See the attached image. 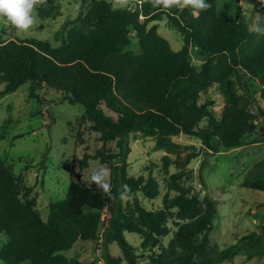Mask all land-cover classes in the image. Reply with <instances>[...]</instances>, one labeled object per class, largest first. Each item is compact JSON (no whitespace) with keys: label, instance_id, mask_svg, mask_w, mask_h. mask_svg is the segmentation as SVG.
I'll list each match as a JSON object with an SVG mask.
<instances>
[{"label":"trees","instance_id":"trees-1","mask_svg":"<svg viewBox=\"0 0 264 264\" xmlns=\"http://www.w3.org/2000/svg\"><path fill=\"white\" fill-rule=\"evenodd\" d=\"M217 1L186 0L181 12L175 8L179 18L170 14L183 36L180 50L172 48L158 24L150 26L165 13L167 0H141L134 10L115 8L109 0H88L87 12L56 33L58 45L35 37H0L1 94L31 82L32 96L47 87L82 103V121L91 123L102 147L95 153L85 152L80 170H89L96 181L104 179V184L97 186L74 174L67 197L52 202L45 219L32 196L33 188L15 173L0 150V234L7 236L0 259L5 264H87L68 257L65 251L79 239L101 237L106 262L139 264L137 247L125 233L140 234L141 247L151 249L162 245V238L173 231L172 219L177 227L175 235L161 252L149 255L153 264H222L241 254L264 259V225L261 231L249 232L225 248L210 246L217 200L211 193L201 197L182 181L192 159L203 152L208 156L212 150L218 151L217 144L228 148L245 145L257 118L264 117V0L253 7L259 12L254 29L244 17L221 15ZM35 5L42 18L61 14L58 0H14V24L24 23L29 6ZM132 30L136 31L138 49L127 48ZM193 48L200 63L191 58ZM248 78L262 88L263 104L258 113L250 107L256 99ZM213 84L224 98L220 115L214 110V100L200 102L202 92ZM137 132L153 137L156 150L167 151L163 157L167 170L173 162L179 168L170 175L163 206L157 209L147 208L140 192L155 199L160 194L158 179L152 173L129 174V137ZM83 134L80 130V143L85 141ZM180 134L201 139L204 151L173 160L169 154L182 149L174 139ZM113 141L118 152L108 146ZM91 159L108 163L109 174L91 171ZM206 167L205 158L199 169L204 187ZM243 186L264 191V159L254 164ZM172 191L177 193L172 195ZM105 209L109 216L103 218ZM113 242L121 246V256L109 252L108 245Z\"/></svg>","mask_w":264,"mask_h":264},{"label":"rangeland","instance_id":"rangeland-1","mask_svg":"<svg viewBox=\"0 0 264 264\" xmlns=\"http://www.w3.org/2000/svg\"><path fill=\"white\" fill-rule=\"evenodd\" d=\"M115 8L128 7L134 10L141 0H109ZM260 0H218L217 11L227 17H244L252 29L259 23V12L253 11L254 5ZM61 4V14L56 17L42 18L35 6H29L28 19L16 26L11 19L14 0H0V37L3 40L27 38L48 39L58 45L60 41L55 38L57 32L62 30L71 20L88 10V0H58ZM186 0H167L163 7L164 12L160 20L150 23L158 24L159 32L166 37L174 50H180L184 45L182 33L175 27L170 19L172 13L179 18L175 8H184ZM129 49H138L136 31H131ZM193 62L200 63L201 59L195 48L191 50ZM251 84V95L256 102L250 107L259 112L263 104L261 98L262 88L255 86L256 82L248 78ZM4 84L0 85V150L4 160L13 164L14 171L23 181L33 188L32 196L37 199V208L43 218L49 215V206L52 202L67 197L71 178L74 174L92 185L104 184V179L94 180L91 172L80 170V163L85 152L95 153L102 143L98 142L99 134L91 127L89 122H83L81 115L85 107L80 102L72 101L62 92L57 93L53 88L39 89L38 95L32 96L31 82L22 84L16 91L1 94ZM214 100V110L220 115L224 107V98L216 84L211 85L202 92L200 102ZM206 120L203 121V124ZM84 130V142H78L79 131ZM264 117L259 116L247 136L246 144L236 148H228L217 144L219 150H212L208 156L204 151L201 139L185 134L175 136L174 139L182 144L180 153L169 154L173 160L179 155L182 159L192 151L203 152L192 159L183 182L191 187L193 192L203 197L211 193L217 200L218 213L214 227L210 232V246L225 248L237 243L240 238L253 231H261L264 225V191L243 186V181L253 168L254 164L264 159ZM260 140V141H257ZM131 153L129 174L133 176L152 173L160 183V194L155 199H149L140 192L143 204L149 209L163 206V198L169 190L170 175L179 170L173 162L167 170L163 157L165 150L155 149V139L144 136L142 133H133L129 137ZM111 150L119 151L116 142L108 143ZM206 158L207 167L205 178L207 187H204L199 177V169ZM118 160V158H117ZM92 170H101L109 174L110 165L101 159H91ZM189 174V175H188ZM109 179V175H108ZM177 192L172 191V195ZM128 197H125V201ZM109 216L108 210L103 211V218ZM174 220H170L172 232L163 237V244L143 249L142 237L136 232L125 233L130 243L137 247L140 254L139 264H153L149 255L161 252L168 246L175 235L177 227ZM106 223V222H105ZM106 225V224H105ZM104 223L100 230L104 232ZM7 236L0 234V248ZM112 256H121L122 248L118 242L108 245ZM105 246L103 238L98 240L79 239L71 249L65 251L70 258H77L87 264H109L104 257ZM0 264H5L0 259ZM123 264H128L124 261ZM222 264H264V259L254 257L248 259L241 254L233 262Z\"/></svg>","mask_w":264,"mask_h":264}]
</instances>
